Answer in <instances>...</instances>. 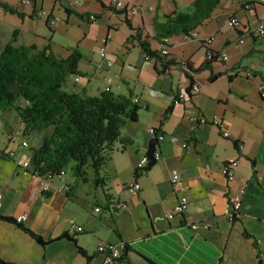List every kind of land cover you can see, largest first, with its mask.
I'll return each mask as SVG.
<instances>
[{"label": "crops", "instance_id": "0c3cea01", "mask_svg": "<svg viewBox=\"0 0 264 264\" xmlns=\"http://www.w3.org/2000/svg\"><path fill=\"white\" fill-rule=\"evenodd\" d=\"M0 1L22 13L20 17L0 6L3 18L9 13L19 20L10 38L0 41V51L14 34L16 45L35 44L32 40L17 43L19 26L39 15L43 0H18L15 5ZM128 1L141 5L142 11L126 16L100 0H71L67 5L65 0L52 1V7L59 4L72 13L84 14L82 19L95 27L96 36L105 34L101 41L112 62L106 67L101 60L106 74L102 86L95 89L89 79L84 81L86 73L77 65L80 79L70 80L74 90L69 91L97 96L109 87L114 94L131 93L140 109L136 121L122 126L123 149L121 144L116 145L96 178L99 183L92 174L88 177L86 173L85 181L77 178L83 183L90 181L94 192L100 190L81 225L69 222L76 211L66 207L69 198H79L78 184L73 187L68 182L64 197L55 200L54 180L51 190L44 193L36 178L24 175L19 146L24 125L13 109L0 110V140L17 152L14 158H0V214L14 219L24 215L17 223L0 219V259L8 264H102L104 255L97 252L98 243L122 242L128 246L122 254L128 260H120L121 255L112 264H146V259L158 264H264V100L260 96L264 72L253 60L261 56L264 61V35L254 30L258 22L264 24V2L220 0L211 15L194 29V39L186 35L169 37L166 55L145 59L136 38L130 35L138 30L142 38L147 37L151 49L161 51L160 43L152 38L154 17L161 20L175 10H185L193 0ZM90 13L95 14L94 21L88 20ZM231 15L239 20V26H227ZM208 49L227 57L211 60L208 68L198 72L182 70L173 63L168 69L162 68V59L188 61L197 68L206 61ZM213 73L220 75L210 81ZM186 74L198 85V92H186L190 84ZM179 93H185L184 101L176 100ZM196 114L203 115L207 123L191 122L189 117ZM215 119L219 125L211 122ZM153 128L164 135H175L177 140L155 142L160 157L150 169L135 175L136 165L154 137ZM224 131L227 137L222 135ZM31 149L26 154H31ZM231 158L237 159L238 165L233 180L227 182L221 166ZM173 173L180 176L177 185L171 182ZM124 174L139 184L137 194L130 191L131 183L122 179ZM180 194L188 197L186 212L169 219L166 214ZM227 201L239 204L235 219L225 213ZM117 202H125L127 208L115 209ZM120 214L128 221H117ZM18 223L50 242L41 245ZM243 230L257 239L259 260L252 239L243 236ZM62 233L75 242L64 237L55 239Z\"/></svg>", "mask_w": 264, "mask_h": 264}, {"label": "trees", "instance_id": "16d2710c", "mask_svg": "<svg viewBox=\"0 0 264 264\" xmlns=\"http://www.w3.org/2000/svg\"><path fill=\"white\" fill-rule=\"evenodd\" d=\"M219 2L193 0L185 10H175L161 20L154 17L152 38L161 43L164 37L189 34L211 15ZM0 6L22 16V13L4 2L0 1ZM65 10L67 13L73 12L68 8ZM74 13L80 18L85 16ZM45 23H49L48 17ZM130 37L136 38L149 58L160 59L161 55H166L151 49L147 37L142 38L138 30ZM80 58L77 47L68 50L65 56L56 55L50 41L41 48L33 43L16 45L14 34L0 51V110L13 109L26 130L38 133L47 131L30 154L31 166L38 169L40 174H58L62 169L69 168L73 176L85 181L86 169L90 167L96 183H99L96 178L100 176L117 143L123 149L124 141L120 137L122 126L137 120L140 106L132 101L131 93L123 95L103 90L97 96H90L62 88L68 76L81 74L77 69ZM211 60L214 58L206 59L194 69L188 61L178 59H162L161 63L163 70L170 68L173 63L182 70L198 72L208 68ZM219 75L210 74L208 79L213 81ZM187 76L190 84L186 92H189L193 79ZM261 78L264 83V76ZM260 96L264 100V92L260 91ZM153 132L156 136L158 130L153 128ZM150 167L146 166L144 170ZM235 218L233 216L231 219ZM20 228L33 238L37 237L30 228L24 225ZM242 234L252 239L259 260L257 239L246 230ZM127 248L125 244L123 252ZM146 262L158 264L149 259Z\"/></svg>", "mask_w": 264, "mask_h": 264}, {"label": "rangeland", "instance_id": "374dc122", "mask_svg": "<svg viewBox=\"0 0 264 264\" xmlns=\"http://www.w3.org/2000/svg\"><path fill=\"white\" fill-rule=\"evenodd\" d=\"M9 1L13 5L18 3V0ZM52 1L53 0H43L42 10L40 11L38 9V12L40 11L39 15L36 14L34 15V17H32V19L26 20L24 24L20 26L18 25L21 33L17 39V43L20 44L28 42V40H32V42H34L36 45L44 46L50 41L52 50L58 56H64L67 54L68 50L77 47L78 51L81 53V58L78 61V66L86 73L84 76V81L89 79L90 86L95 89L97 86L101 85L102 78L106 74L105 68L101 66L102 59L100 55L102 49H105V53H107L108 58V49L103 46V43L101 41V38L104 37L105 34L101 37L100 35L96 36L94 33V31H96L95 27H89L90 23L87 20L78 17L75 13L69 14V17L67 19V12L65 8L59 4H56L54 7H52ZM70 1L71 0H65V4L67 5ZM28 7L30 10L29 5ZM50 9H53L51 15ZM41 12H43V14ZM2 13L3 11L1 12V14ZM1 14L0 41L2 42L3 40L7 41L10 38L12 30L15 25L19 24V20L14 14L6 13V16H4V18ZM48 15L49 18L54 19V24L50 25L49 23H45ZM105 20L106 19L104 18L103 24H105ZM253 60L257 65L256 68L264 72V61L261 56L255 57ZM109 77L112 78L111 75H108L106 79H108ZM72 78V75L68 76L67 80L63 83L62 88L66 90H74L72 89V86L70 84V80ZM120 84V90L124 92V85L122 84V82ZM114 92L118 93L117 91ZM46 132L47 131L39 133L31 132L23 128L21 135L28 141V148L30 149L37 146L38 143L40 144L42 137L44 134H46ZM117 144L119 145L120 143ZM86 173L88 174V177H90L91 174L94 175L90 167H87ZM122 179H126L127 181H129V184L132 183V179H130L129 174H124ZM68 182L71 183V186L73 187L74 185L78 184L76 196L78 195L79 197L78 199L69 198L67 201L66 207L70 210L76 211V215L71 220H69V222H75L76 224L81 225L83 223V218L90 212L91 200L94 199V196L96 194L99 198L100 190L94 192L93 186L90 181L83 183L80 180H77V177L73 176L71 170L69 168H66L64 175H61L59 178L54 179L55 189L52 193L53 199L61 200V198L64 197L63 192L68 188H66L65 184L68 185ZM117 217V221H128V218L126 216H123V214H120ZM44 247L48 248L49 246L46 245Z\"/></svg>", "mask_w": 264, "mask_h": 264}, {"label": "built area", "instance_id": "2783aa9c", "mask_svg": "<svg viewBox=\"0 0 264 264\" xmlns=\"http://www.w3.org/2000/svg\"><path fill=\"white\" fill-rule=\"evenodd\" d=\"M76 1V0H75ZM102 3H104L105 5H107L109 8L118 11V12H123L125 13L126 16H133L136 14H139L142 11V6L139 5L138 3L132 2V1H128V0H100ZM262 2H264V0H260ZM23 2L28 3V0H23ZM246 2V1H245ZM43 14V12H41ZM40 13V14H41ZM49 23L50 24H54L55 21L52 18H49ZM89 21H94L96 19L95 14H88L87 16ZM226 24L229 27H237L240 25L239 20L234 17V16H229L226 20ZM255 32L258 35L263 36L264 35V24L262 22H258L257 25L255 26ZM196 32L195 30H192L189 34H187V38L189 40L194 39L196 37ZM168 38L169 37H164L161 40V53L162 54H167V44H168ZM209 41V40H208ZM101 58L105 64L106 67L111 66L112 62L110 59H108L106 57V53H105V49H102V52L100 53ZM226 54L225 53H215L212 50H207L206 52V59H226ZM144 58L145 59H149V57L144 54ZM246 75H249V73H246ZM80 79V75H73V82H77ZM108 81H110L111 79L108 78ZM104 90H109V87H105ZM199 87L196 84H193L190 88L191 93H196L198 92ZM260 91L264 92V83H262L260 85ZM176 100L178 101H184L185 100V93H179L178 95H176ZM133 102H137V99H133ZM189 120L193 123H198L201 125H205L207 123L206 118L203 115H193L189 117ZM214 125H219L220 122L218 120H212L211 121ZM152 135L156 138V142L159 140H163V139H168L170 142H175L177 140V137L175 135H164L163 133H157L156 136L154 135L153 129H152ZM222 135L224 137L228 136V133L226 131H224L222 133ZM19 146L22 149V156L23 158L21 159L20 162V167L22 170V173L24 175H30L34 178H36L40 189L42 190V192L46 193L49 192L52 188V181L56 178H59L61 175L65 174V169H62L58 174H54V173H45V174H40L38 169H35L31 166V162H30V154H26V152L28 151V141L26 139H23L19 142ZM182 146H185V143H182ZM17 152L16 150L12 149V148H8L4 143H2V141L0 140V158L2 156H5L7 158H14L16 156ZM153 158L156 160L158 159L159 156V151H157L156 149H154L153 151ZM150 161V158L148 157V155L146 153H144L141 158L139 159L137 165H136V173H138L139 171H143L145 169V167L148 165V162ZM238 165V161L237 159L231 158L228 159L226 161H224L222 163L221 166V173L222 175L225 177L227 182H230L233 180L234 178V170ZM171 182L174 185H177L180 183V176L178 175V173H173L171 176ZM66 188L69 187L68 185H66ZM68 189V188H67ZM129 189L133 194H137L139 192L140 186L139 184L134 181L129 185ZM1 197V195H0ZM1 205V203H0ZM188 206V197L185 194H180L176 204L168 211V213L166 214L167 218H172L174 215H180L186 212ZM115 209H125L127 208V204L125 202H117L115 204ZM238 210H239V204L236 203H231L230 201L226 202V207H225V213L230 216L231 218L233 216H236L238 214ZM22 219H24V215H20L18 217L15 218L16 222H20L22 221ZM192 228H196L195 224L191 225ZM77 231H81V227H76ZM124 247H125V243H118V244H113V243H102L99 242L97 245V252L102 253L104 255L103 257V262L102 264H112L116 259H118L124 252Z\"/></svg>", "mask_w": 264, "mask_h": 264}, {"label": "water", "instance_id": "95a60500", "mask_svg": "<svg viewBox=\"0 0 264 264\" xmlns=\"http://www.w3.org/2000/svg\"><path fill=\"white\" fill-rule=\"evenodd\" d=\"M155 142H156V138L155 137H152V138H150V140L148 141V143H147V150H146V154L148 155V157L150 158V161L148 162V165L147 166H152L154 163H155V159L153 158V151H154V149H155ZM0 219H3V220H5V221H10V222H13V223H15L16 221H15V219L14 218H12V217H8V216H3V215H1L0 214ZM18 225L19 226H21L22 224H20V223H18ZM66 238V239H69V240H72L73 242H75V240L74 239H72L67 233H62L61 235H59V236H57V237H55V239H61V238ZM36 241L38 242V243H40L41 245H44V244H46L47 242H50V241H44L43 239H42V237L41 236H37L36 237ZM120 260H124V259H126V260H128V257H121V258H119ZM0 264H6L2 259H0Z\"/></svg>", "mask_w": 264, "mask_h": 264}, {"label": "clouds", "instance_id": "9594fccd", "mask_svg": "<svg viewBox=\"0 0 264 264\" xmlns=\"http://www.w3.org/2000/svg\"><path fill=\"white\" fill-rule=\"evenodd\" d=\"M17 223V222H16Z\"/></svg>", "mask_w": 264, "mask_h": 264}]
</instances>
